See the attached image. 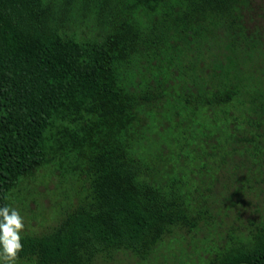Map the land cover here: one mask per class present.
I'll list each match as a JSON object with an SVG mask.
<instances>
[{
    "label": "trees",
    "instance_id": "trees-1",
    "mask_svg": "<svg viewBox=\"0 0 264 264\" xmlns=\"http://www.w3.org/2000/svg\"><path fill=\"white\" fill-rule=\"evenodd\" d=\"M254 2L0 0V206H11L8 194L46 166L88 182L84 201L53 229L22 234L16 264H98L118 253L146 260L176 228L199 225L176 177H150L142 145L158 121L156 104L168 95L134 79L143 58L178 40L198 45L214 27L227 59L215 74L240 71L236 42L243 41L256 63L243 84L261 82L262 90L239 103V84L209 90L192 82L182 106L225 112L247 104L236 129L249 135L237 140L261 148L264 21L244 24ZM205 264H264V222L235 234Z\"/></svg>",
    "mask_w": 264,
    "mask_h": 264
},
{
    "label": "rangeland",
    "instance_id": "rangeland-1",
    "mask_svg": "<svg viewBox=\"0 0 264 264\" xmlns=\"http://www.w3.org/2000/svg\"><path fill=\"white\" fill-rule=\"evenodd\" d=\"M253 5L251 18L246 14L244 21L250 29L264 21V0H255ZM218 32L215 27L207 31L200 46L178 40L153 58H143L141 75L134 79L136 83L149 79L168 95L166 103L165 95L164 101L156 104L158 121L142 145L150 177L162 183L176 177L190 197L192 210L199 212V225L192 230L176 228L146 260L118 253L100 258L98 264H205L235 234L264 222V144L255 148L237 140L242 134L249 135L236 129L246 118L243 109L247 104L227 105L225 112L182 106L192 82L205 81L209 90L239 84L243 90L239 103L262 90L261 82L243 84L246 73L256 64L243 41L236 42L242 69L232 67L215 74V64L227 60L226 50L214 43L220 38ZM257 64L261 66V61ZM260 98L264 99V92ZM66 175L46 166L8 194L10 205L24 217L22 234L50 231L69 209L84 201L88 182Z\"/></svg>",
    "mask_w": 264,
    "mask_h": 264
},
{
    "label": "clouds",
    "instance_id": "clouds-1",
    "mask_svg": "<svg viewBox=\"0 0 264 264\" xmlns=\"http://www.w3.org/2000/svg\"><path fill=\"white\" fill-rule=\"evenodd\" d=\"M24 217L17 208L0 206V264H16L23 250Z\"/></svg>",
    "mask_w": 264,
    "mask_h": 264
}]
</instances>
